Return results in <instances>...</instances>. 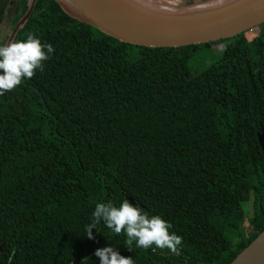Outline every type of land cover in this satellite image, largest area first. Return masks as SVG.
Returning <instances> with one entry per match:
<instances>
[{
  "label": "trees",
  "instance_id": "trees-1",
  "mask_svg": "<svg viewBox=\"0 0 264 264\" xmlns=\"http://www.w3.org/2000/svg\"><path fill=\"white\" fill-rule=\"evenodd\" d=\"M1 25L0 45L16 28L10 42L32 33L55 51L0 96V264H100L105 247L135 264H229L264 229V23L250 39L148 48L55 0H0ZM211 44L220 56L189 76ZM124 195L171 225L179 254L135 242L129 251L103 221L87 238L96 204L119 207Z\"/></svg>",
  "mask_w": 264,
  "mask_h": 264
},
{
  "label": "water",
  "instance_id": "water-1",
  "mask_svg": "<svg viewBox=\"0 0 264 264\" xmlns=\"http://www.w3.org/2000/svg\"><path fill=\"white\" fill-rule=\"evenodd\" d=\"M55 1L67 15L100 33L121 43L148 48L205 44L230 38L264 23V0H250L236 9L191 23L143 17L127 10L114 0H74V5L81 14L80 17H75L67 13L58 0ZM149 1L170 9H178L194 7L211 0L187 6H178L174 0ZM29 8L30 4L28 10ZM15 29L7 44L10 43ZM257 140L264 154L263 130L257 135ZM124 199L136 206L130 197L124 195ZM229 264H264V229Z\"/></svg>",
  "mask_w": 264,
  "mask_h": 264
},
{
  "label": "clouds",
  "instance_id": "clouds-1",
  "mask_svg": "<svg viewBox=\"0 0 264 264\" xmlns=\"http://www.w3.org/2000/svg\"><path fill=\"white\" fill-rule=\"evenodd\" d=\"M26 40H14L0 45V96L31 79L37 70H44V62L55 51L51 44H42L32 33ZM101 221L116 235L126 234V247L130 251L135 242L137 248L167 249L179 254L182 237L169 232L171 225L159 215L150 216L139 206L123 199L119 207L112 203H97L92 213V222L86 226V236L93 239V229ZM100 264H135L131 257H124L115 247L97 249L94 253ZM87 261V260H85ZM84 264V262H83Z\"/></svg>",
  "mask_w": 264,
  "mask_h": 264
},
{
  "label": "bare ground",
  "instance_id": "bare-ground-1",
  "mask_svg": "<svg viewBox=\"0 0 264 264\" xmlns=\"http://www.w3.org/2000/svg\"><path fill=\"white\" fill-rule=\"evenodd\" d=\"M72 10L78 17L81 16L74 5V0H59ZM127 10L140 16L151 19H164L175 22L191 23L209 19L212 16L236 9L250 0H211L204 4L190 8L173 9L160 6L157 3H147L133 0H114Z\"/></svg>",
  "mask_w": 264,
  "mask_h": 264
},
{
  "label": "rangeland",
  "instance_id": "rangeland-1",
  "mask_svg": "<svg viewBox=\"0 0 264 264\" xmlns=\"http://www.w3.org/2000/svg\"><path fill=\"white\" fill-rule=\"evenodd\" d=\"M134 1V0H133ZM151 3L149 0H135ZM261 25L252 28L249 31H245V36L247 39H250L255 35V32L259 29ZM3 28V25L0 26V30ZM222 45L220 44H211L208 47H204L198 51L196 55H194L187 64V73L189 76H194L201 72L206 66H208L211 62L216 60L221 52ZM241 211L242 217L239 222L238 230L243 239L249 238V234L251 233V228L249 225V221L252 217V195L248 194V198L246 201L241 203Z\"/></svg>",
  "mask_w": 264,
  "mask_h": 264
},
{
  "label": "flooded vegetation",
  "instance_id": "flooded-vegetation-1",
  "mask_svg": "<svg viewBox=\"0 0 264 264\" xmlns=\"http://www.w3.org/2000/svg\"><path fill=\"white\" fill-rule=\"evenodd\" d=\"M174 1L178 2V1H180V0H174Z\"/></svg>",
  "mask_w": 264,
  "mask_h": 264
},
{
  "label": "built area",
  "instance_id": "built-area-1",
  "mask_svg": "<svg viewBox=\"0 0 264 264\" xmlns=\"http://www.w3.org/2000/svg\"><path fill=\"white\" fill-rule=\"evenodd\" d=\"M251 30V29H250ZM249 31V30H248Z\"/></svg>",
  "mask_w": 264,
  "mask_h": 264
}]
</instances>
